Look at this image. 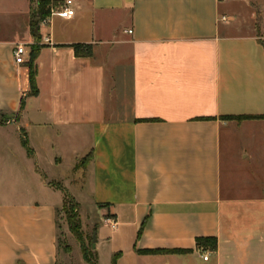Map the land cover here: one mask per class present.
<instances>
[{
    "label": "crops",
    "instance_id": "obj_1",
    "mask_svg": "<svg viewBox=\"0 0 264 264\" xmlns=\"http://www.w3.org/2000/svg\"><path fill=\"white\" fill-rule=\"evenodd\" d=\"M71 1L75 16L53 14L36 40V0H0V116L11 117L0 124V155L29 188L24 200L0 204V264H58L59 185L68 179L56 172L90 154L84 179L99 264H264V121L225 120L264 115L258 1ZM108 43L121 46L124 62L98 51ZM77 44L92 45V56L77 57ZM18 46L25 65L16 64ZM34 47L39 95L30 97ZM126 85L129 103L108 109ZM246 134L258 174L226 189L229 145ZM198 239H216V251Z\"/></svg>",
    "mask_w": 264,
    "mask_h": 264
},
{
    "label": "rangeland",
    "instance_id": "obj_2",
    "mask_svg": "<svg viewBox=\"0 0 264 264\" xmlns=\"http://www.w3.org/2000/svg\"><path fill=\"white\" fill-rule=\"evenodd\" d=\"M259 5L262 7L263 19H264V0H257ZM59 3L55 2L53 6L51 16L58 11L60 8ZM255 9V7L253 6ZM256 11L257 22L261 17L259 9L253 10ZM98 51L104 54L111 51L115 56L120 58L122 62L125 61V51L121 50V46L118 44L108 43L98 46ZM115 60V58H114ZM114 65H110L108 69V76L111 78V75L114 71ZM127 82H130V73H127ZM111 86V85H109ZM126 92L123 96L117 93H114V98L109 95L108 98V109H111L116 102L121 105L129 103L130 101V85H126ZM118 95V96H117ZM116 103V105H117ZM120 109V108H119ZM2 117H5V120L8 121L9 116H0V121L3 120ZM245 141H249L248 134L246 138L236 137L235 140L231 141L229 147L233 150L230 157H226V162L224 165V177H225V187L229 189L230 185L233 183L237 186H244V182L250 176H255L258 173V162L257 157H247L248 152L244 153L249 145H245ZM261 143V141H258ZM245 147V148H244ZM248 148H250L248 146ZM239 149L242 153H239ZM91 161L90 155L82 158L75 170L72 171L70 161H67L59 170H57V175L62 178H67L68 182L65 183L66 187L62 189L63 197H66V202L62 209L59 211L58 215V264H87L84 259V247L85 250L89 253L90 251L94 254L92 248L93 241V228L94 225L99 221L96 210L92 209V206L89 204L88 200V186L85 187V175L84 172L88 167L89 162ZM18 171L12 162L9 161L8 155H0V204L14 202L17 200H24L26 198V191L29 189L24 185L23 179L18 178ZM251 179H253L251 177ZM256 184L259 185V181H256ZM36 190V187L33 190ZM243 189V188H242ZM82 193V194H81ZM80 194V195H79ZM80 200L82 207L78 204L75 198ZM77 215L78 221L80 223L79 234L82 238V242L78 240V236L72 230V216ZM90 219H89V218ZM105 260V258H103Z\"/></svg>",
    "mask_w": 264,
    "mask_h": 264
},
{
    "label": "trees",
    "instance_id": "obj_3",
    "mask_svg": "<svg viewBox=\"0 0 264 264\" xmlns=\"http://www.w3.org/2000/svg\"><path fill=\"white\" fill-rule=\"evenodd\" d=\"M37 8L31 15L30 20V32L32 36L38 40L39 39V29L41 23L46 21L48 18L51 17L53 6L55 5V2L53 0H36ZM77 57L79 58H90L93 53V47L92 45H82L77 44L71 46ZM40 49L37 47H34L31 51L30 55V61L28 63L29 67V80H30V88L31 91L29 93L30 97H37L39 95V88L37 84V67H36V60L39 56ZM25 102H22V110L24 107ZM11 117L8 118V120ZM3 120L0 121V124H4L7 122L5 120V117H2ZM225 120H231L235 121L239 124L246 122V121H264V115H258V116H252V115H246V116H229L225 117ZM90 154V159H91ZM66 202V197H65ZM64 202V204H65ZM105 208V207H101ZM72 230L75 232V234L78 236V240L82 242V238L80 237L79 230H80V223L78 221V216L73 215L72 218ZM198 247L202 249H210L211 251H216L217 249V240L216 239H198L197 240ZM93 248V247H92ZM84 259L87 264H99L97 256L94 252V254L90 251L89 253L85 250L84 247ZM184 252L182 251H147L143 254L148 255H161V254H182ZM113 264H117V257L114 258Z\"/></svg>",
    "mask_w": 264,
    "mask_h": 264
},
{
    "label": "built area",
    "instance_id": "obj_4",
    "mask_svg": "<svg viewBox=\"0 0 264 264\" xmlns=\"http://www.w3.org/2000/svg\"><path fill=\"white\" fill-rule=\"evenodd\" d=\"M76 14V7L74 5V2L71 0H68L65 2L64 5H62L54 15H57L58 17L62 19H72ZM131 34L132 32L129 31ZM15 61L17 65H25L27 63L26 61V50L23 46H18L14 51ZM109 223L111 224L112 229H116L117 223L114 220H109ZM204 260H208V254L204 256Z\"/></svg>",
    "mask_w": 264,
    "mask_h": 264
},
{
    "label": "water",
    "instance_id": "obj_5",
    "mask_svg": "<svg viewBox=\"0 0 264 264\" xmlns=\"http://www.w3.org/2000/svg\"><path fill=\"white\" fill-rule=\"evenodd\" d=\"M96 242H97L96 235H94L93 236V241H92V247H93V249H96Z\"/></svg>",
    "mask_w": 264,
    "mask_h": 264
}]
</instances>
